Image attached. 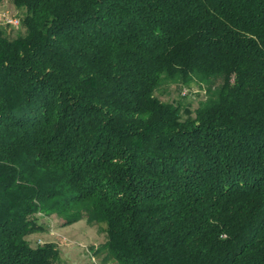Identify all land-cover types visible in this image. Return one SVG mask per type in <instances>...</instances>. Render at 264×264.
<instances>
[{
	"label": "trees",
	"instance_id": "16d2710c",
	"mask_svg": "<svg viewBox=\"0 0 264 264\" xmlns=\"http://www.w3.org/2000/svg\"><path fill=\"white\" fill-rule=\"evenodd\" d=\"M9 1L0 264H65L30 240L52 217L102 229L104 264H264V0Z\"/></svg>",
	"mask_w": 264,
	"mask_h": 264
},
{
	"label": "rangeland",
	"instance_id": "374dc122",
	"mask_svg": "<svg viewBox=\"0 0 264 264\" xmlns=\"http://www.w3.org/2000/svg\"><path fill=\"white\" fill-rule=\"evenodd\" d=\"M10 13L21 19V12L7 0L0 5V29L7 31L11 37H15L22 29L12 27L4 22L2 15ZM205 86L191 84L183 86L164 83L157 91V95L164 101L182 106L185 113L193 114L200 103L206 98ZM48 230L34 233L30 236L33 243H55L60 250V260L65 264H88L90 256H94L98 262L104 264L103 254H95L106 241V235L98 226H91L86 220L78 221L71 225H62L61 220L51 218ZM107 264H115L108 261Z\"/></svg>",
	"mask_w": 264,
	"mask_h": 264
},
{
	"label": "built area",
	"instance_id": "2783aa9c",
	"mask_svg": "<svg viewBox=\"0 0 264 264\" xmlns=\"http://www.w3.org/2000/svg\"><path fill=\"white\" fill-rule=\"evenodd\" d=\"M1 17L6 24L12 27L19 28L21 26L20 19L10 13H5ZM88 264H101V263L98 262V260L94 256L91 255L90 262Z\"/></svg>",
	"mask_w": 264,
	"mask_h": 264
}]
</instances>
